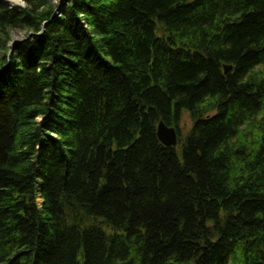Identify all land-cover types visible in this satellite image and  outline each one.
<instances>
[{
    "label": "trees",
    "instance_id": "1",
    "mask_svg": "<svg viewBox=\"0 0 264 264\" xmlns=\"http://www.w3.org/2000/svg\"><path fill=\"white\" fill-rule=\"evenodd\" d=\"M64 1L0 0V264H264V0Z\"/></svg>",
    "mask_w": 264,
    "mask_h": 264
},
{
    "label": "rangeland",
    "instance_id": "2",
    "mask_svg": "<svg viewBox=\"0 0 264 264\" xmlns=\"http://www.w3.org/2000/svg\"><path fill=\"white\" fill-rule=\"evenodd\" d=\"M50 1L52 2V4L55 6L56 9H58V8L60 9V6H62V4L64 2V0H50ZM7 6L10 9L11 8L22 9V8H25L26 7V3L23 0L22 6H19V7H13V6L10 7L9 5H7ZM43 32L44 31L42 30V33L41 34H43ZM27 36H28V34L25 31H17V30L16 31H13L12 36H11L12 41L9 43L8 48L4 52L0 53V70L2 68L1 64H2L3 58H4V56H6V55H4L5 52L7 53V50H8V53H7L8 56L5 59V62H6V65H7V64L10 63L11 57L13 56L12 54H13L14 50L16 49V46H17V44H16L14 46V48L12 49V46H13L14 42L15 41H18V42L23 41L24 39L27 38ZM185 115H186V117L184 116L182 125L183 126L186 125L187 127H189L190 126V122H189L190 117H189V114H187V113ZM176 130H177V128H176ZM177 133H178V131H177ZM185 133H186V131L183 134L185 135Z\"/></svg>",
    "mask_w": 264,
    "mask_h": 264
},
{
    "label": "water",
    "instance_id": "3",
    "mask_svg": "<svg viewBox=\"0 0 264 264\" xmlns=\"http://www.w3.org/2000/svg\"><path fill=\"white\" fill-rule=\"evenodd\" d=\"M3 3H5L4 0H2ZM6 4V3H5ZM17 43L14 42L12 49ZM226 72H231L232 68L227 66L225 67ZM157 136L160 139L161 143L164 144L167 147H174L178 145L179 137L177 136V130L175 127H170L165 124L164 121H162L158 126Z\"/></svg>",
    "mask_w": 264,
    "mask_h": 264
},
{
    "label": "bare ground",
    "instance_id": "4",
    "mask_svg": "<svg viewBox=\"0 0 264 264\" xmlns=\"http://www.w3.org/2000/svg\"><path fill=\"white\" fill-rule=\"evenodd\" d=\"M5 1V3L7 4V5H9L10 7L11 6H13V7H19V6H22V4H23V2L22 3H15V2H13V0H4ZM67 6V2L66 1H64L63 2V4H62V6H60V9L58 8L57 9V11L55 12V14H54V16L56 17L57 15H60V11L63 9V8H65ZM42 29H44V28H42ZM25 40V39H24ZM24 40L23 41H20V42H18V41H15L16 43H17V45L18 44H20V43H22V42H24ZM227 66H229V65H227ZM227 66H224V68L225 67H227ZM229 67H231V66H229ZM6 69V68H5ZM228 73H231V72H228ZM225 74H227V72H226V70H225ZM163 121V120H162ZM161 121V122H162ZM160 122V123H161ZM159 123V124H160ZM159 124H158V126H159ZM157 126V127H158ZM159 128V127H158ZM167 147V146H166ZM175 147V146H174ZM39 207H41V205L39 206Z\"/></svg>",
    "mask_w": 264,
    "mask_h": 264
},
{
    "label": "clouds",
    "instance_id": "5",
    "mask_svg": "<svg viewBox=\"0 0 264 264\" xmlns=\"http://www.w3.org/2000/svg\"><path fill=\"white\" fill-rule=\"evenodd\" d=\"M13 2H15V3H22L23 0H13Z\"/></svg>",
    "mask_w": 264,
    "mask_h": 264
}]
</instances>
